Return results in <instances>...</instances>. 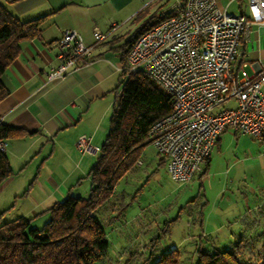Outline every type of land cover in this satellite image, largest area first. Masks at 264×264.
Listing matches in <instances>:
<instances>
[{
	"label": "crops",
	"instance_id": "crops-1",
	"mask_svg": "<svg viewBox=\"0 0 264 264\" xmlns=\"http://www.w3.org/2000/svg\"><path fill=\"white\" fill-rule=\"evenodd\" d=\"M217 1L230 13L248 12L249 0ZM167 2L17 0L8 4L22 20L43 16L39 34L22 42L20 53L3 73L2 80L9 92L0 101V120L26 130L25 135L7 141L6 151L12 167H15L14 164L24 166L26 153L39 147L29 161L31 164L36 162L38 168L48 171L47 177L42 174L39 178L37 176L44 189L36 199L45 206L41 210L48 208L61 196L73 193L81 182L82 175L86 170L89 172L94 164L76 146L77 138L80 134L107 135L110 127V118L109 121L107 118L116 102L118 93L113 95V91L117 90L121 80L126 43L153 16L168 10L171 5ZM113 22L119 24L118 29L110 39L94 46L92 62L72 68L62 79L48 80V70L59 61L58 40L65 29L75 28L86 43L91 44L94 41V28L106 30ZM241 59L248 62L246 69L249 73L264 67V24H253L242 43ZM228 132L239 137V141L243 137L248 138V133L240 135L242 132L228 128L219 135L214 147L222 146L228 137L232 138V134L225 136ZM257 140L264 144V139ZM44 147L48 148L43 153ZM80 152L81 156L78 155ZM57 154L58 158L54 160L53 157ZM210 161L211 155L206 165ZM142 162L140 156L138 164ZM162 163L166 166L165 162ZM68 169L78 173H67ZM91 186L90 180V189ZM35 210L34 215L42 212ZM21 215L27 216L26 213L19 216ZM256 223L257 221L254 228ZM259 227L260 225L257 228Z\"/></svg>",
	"mask_w": 264,
	"mask_h": 264
},
{
	"label": "built area",
	"instance_id": "built-area-1",
	"mask_svg": "<svg viewBox=\"0 0 264 264\" xmlns=\"http://www.w3.org/2000/svg\"><path fill=\"white\" fill-rule=\"evenodd\" d=\"M166 12L136 38L121 69L143 71L170 92L171 110L153 122L148 135L171 178L187 183L226 129L264 139V67L249 73L241 59L253 24H264V0H249L246 13H230L217 0H177ZM118 27L113 22L106 30L94 28L91 44L75 28L65 29L48 80L92 62L94 46ZM230 101L235 104L226 106ZM90 139L79 135L77 147L92 149ZM6 144L1 141L0 148Z\"/></svg>",
	"mask_w": 264,
	"mask_h": 264
},
{
	"label": "rangeland",
	"instance_id": "rangeland-1",
	"mask_svg": "<svg viewBox=\"0 0 264 264\" xmlns=\"http://www.w3.org/2000/svg\"><path fill=\"white\" fill-rule=\"evenodd\" d=\"M166 1L170 6L177 0ZM124 80L122 77L113 95L120 93ZM111 112L112 108L108 121ZM85 135L93 136V140L92 149L84 155L95 163L106 134ZM246 135L248 138L239 141L232 134L222 146H215L209 165L203 164L187 183L171 178L155 145L148 143L141 153L142 164L119 181L112 197L97 211L110 239L108 258L102 264H125L133 252L136 257L129 264H139L145 257L156 259L174 247L193 250L200 242L203 246L210 243L213 248H229L241 238L256 244L257 236L264 232V144ZM38 148L26 153L24 166L14 164V174L0 184V223L12 221L21 213L32 217L34 209L43 211L45 206L36 201L44 190L38 178L47 177L48 171L29 161ZM87 171L74 194H89L91 179ZM66 172L78 173L70 169ZM48 218L47 213L38 215L33 226L42 227ZM262 246L260 238L250 259L253 264L260 263Z\"/></svg>",
	"mask_w": 264,
	"mask_h": 264
},
{
	"label": "trees",
	"instance_id": "trees-1",
	"mask_svg": "<svg viewBox=\"0 0 264 264\" xmlns=\"http://www.w3.org/2000/svg\"><path fill=\"white\" fill-rule=\"evenodd\" d=\"M15 1L0 0V101L9 92L3 73L20 53L22 42L39 34L43 18L20 19L8 6ZM167 16L166 11L153 16L131 35L123 62L136 38ZM122 77L125 80L116 96L108 133L88 172L92 182L89 194L69 193L32 217L21 215L0 223V264H102L108 258L109 233L97 211L112 197L119 181L138 164L143 148L151 142L150 126L172 108L170 92L147 73L122 71ZM24 133L25 129L0 120V142L7 143ZM12 174L6 148H0V184ZM44 213L49 215L44 225L33 226L34 218ZM257 237L256 244L241 238L229 248H213L210 243L203 246L201 242L193 250L174 247L156 259L145 257L139 264H253L250 259L260 238L264 249V232ZM134 254L125 259V264L136 257ZM259 264H264V254Z\"/></svg>",
	"mask_w": 264,
	"mask_h": 264
}]
</instances>
